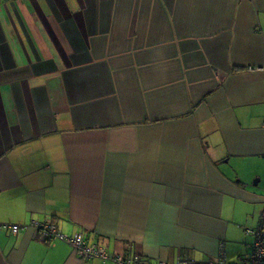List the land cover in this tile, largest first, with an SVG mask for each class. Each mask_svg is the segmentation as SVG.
<instances>
[{"label":"crops","instance_id":"crops-1","mask_svg":"<svg viewBox=\"0 0 264 264\" xmlns=\"http://www.w3.org/2000/svg\"><path fill=\"white\" fill-rule=\"evenodd\" d=\"M263 209L264 0H0V264H238Z\"/></svg>","mask_w":264,"mask_h":264},{"label":"built area","instance_id":"built-area-1","mask_svg":"<svg viewBox=\"0 0 264 264\" xmlns=\"http://www.w3.org/2000/svg\"><path fill=\"white\" fill-rule=\"evenodd\" d=\"M257 70L256 68H250V71ZM260 225L256 229H249L247 234L255 236V241L252 245V250L250 253L244 255L238 262V264H264V209L261 217ZM30 227L34 228L38 234V239L40 242L48 243L53 240H60L64 243L70 244L76 255L82 261H90L93 259L101 260H112L114 264H150L147 260L141 259L137 255H117L113 256L109 254L106 247L100 243L94 242L90 244L86 242L84 233H76L74 235H66L61 232L57 225L53 223H40L33 221ZM23 227L20 225L13 224H0V233L3 231H10L12 234L17 235ZM221 252L217 262H197L195 260L181 259L178 264H233L227 261L224 245L220 246ZM159 264H169V263H159Z\"/></svg>","mask_w":264,"mask_h":264}]
</instances>
